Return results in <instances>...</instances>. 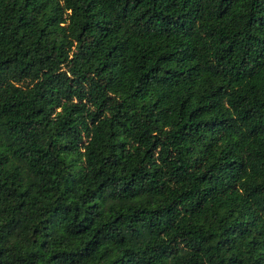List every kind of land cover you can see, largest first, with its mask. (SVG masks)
Listing matches in <instances>:
<instances>
[{"label": "trees", "instance_id": "16d2710c", "mask_svg": "<svg viewBox=\"0 0 264 264\" xmlns=\"http://www.w3.org/2000/svg\"><path fill=\"white\" fill-rule=\"evenodd\" d=\"M0 264H264V0H0Z\"/></svg>", "mask_w": 264, "mask_h": 264}, {"label": "rangeland", "instance_id": "374dc122", "mask_svg": "<svg viewBox=\"0 0 264 264\" xmlns=\"http://www.w3.org/2000/svg\"><path fill=\"white\" fill-rule=\"evenodd\" d=\"M10 84H17L13 81H11L10 79H6L1 85H0V93L2 94V96L5 95V93L7 92L8 89V85ZM6 147L4 144V141L0 139V151L6 152Z\"/></svg>", "mask_w": 264, "mask_h": 264}]
</instances>
